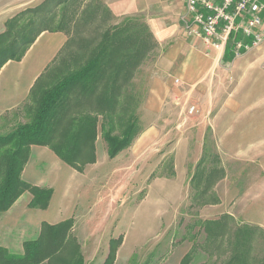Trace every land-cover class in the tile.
Here are the masks:
<instances>
[{
    "label": "rangeland",
    "instance_id": "1",
    "mask_svg": "<svg viewBox=\"0 0 264 264\" xmlns=\"http://www.w3.org/2000/svg\"><path fill=\"white\" fill-rule=\"evenodd\" d=\"M54 1L49 0L44 11L55 12V19L44 26L57 27L63 12L68 40L23 105L0 122V136L30 122L27 108L37 107L34 100L41 99L44 90L68 70H76L92 54L104 31L133 20L151 32L140 17H127L113 25L106 11L97 8L98 14L94 13L87 0H68L55 9ZM37 6L41 2L23 10ZM184 14L185 6L176 19L178 39L158 41L151 32L157 45L129 85L139 101L135 113L138 134L156 130L155 141L141 152L123 155L125 148L110 156L98 127L93 159L81 170L52 150L61 166L49 167L52 160L44 156L37 172L52 187L25 181L22 170L23 181L51 190L49 212L66 217L53 224L33 217L28 224L16 226L11 218L1 217L10 206L0 212V244L8 245L0 248L23 255L26 243L42 236L45 256L39 264H101L110 251L109 241L120 238L112 264H179L191 249L189 264H225L235 247L234 230L247 226L252 228L250 244L245 247L247 259L250 264H264V41L233 56L227 51L220 55L200 38L186 35ZM213 156L218 159L212 160ZM199 163L206 174L212 164L224 173L207 192H202V181L191 180ZM70 189L73 196L67 205ZM22 194L18 206L24 207V200L30 202L32 195ZM29 202L24 208L34 215L41 208ZM61 204H66L64 211L58 209ZM20 213L17 210L13 218L16 222ZM223 214L232 217L227 221L231 230L207 242L201 222ZM66 220L71 222L68 231L51 228L41 234L42 223L55 226ZM10 228L16 231L13 236Z\"/></svg>",
    "mask_w": 264,
    "mask_h": 264
},
{
    "label": "trees",
    "instance_id": "2",
    "mask_svg": "<svg viewBox=\"0 0 264 264\" xmlns=\"http://www.w3.org/2000/svg\"><path fill=\"white\" fill-rule=\"evenodd\" d=\"M48 1L44 0L41 6L23 10L6 21V29L0 33V68L9 60H20L41 31H67L62 26L63 12L57 27L44 26L56 16L54 11V14L51 10L44 11L49 8ZM55 1L54 9L68 0ZM235 39H241V36L230 34L224 47V51L232 56L236 52ZM156 45L147 26L133 20L104 31L92 54L76 70H68L50 89L44 90L41 99L34 100L37 107L27 108L31 110L30 122L17 125L8 134L0 136V212L7 210L24 191L32 195L29 206L44 209L48 205L51 190L28 184L20 177L32 145L49 148L67 164L81 170L85 162L93 159L92 143L98 127L110 156L132 144L139 133L135 125L139 101L134 99L129 85L139 65ZM217 159L216 156L212 158ZM212 165L214 167L206 174L200 170L202 165L199 163L192 176L191 180L202 181V192H207L224 174L219 165ZM202 201L205 204L207 198ZM229 220L232 217L223 214L217 219L202 221L207 242L224 237ZM42 227L41 234L51 228L68 231L71 222L66 220L55 226L42 223ZM233 235L235 247L230 249L225 264H250L245 247L250 244L252 228H237ZM42 238L39 236L27 242L23 255H11L0 248V264H39L45 256ZM119 242L120 238L109 241L110 251L101 264L113 263ZM193 251L185 253L179 264H189Z\"/></svg>",
    "mask_w": 264,
    "mask_h": 264
},
{
    "label": "crops",
    "instance_id": "3",
    "mask_svg": "<svg viewBox=\"0 0 264 264\" xmlns=\"http://www.w3.org/2000/svg\"><path fill=\"white\" fill-rule=\"evenodd\" d=\"M43 1L44 0H5L1 2L0 33L4 30L5 21L7 19L24 8L34 6ZM95 3L96 6L93 5ZM87 5H92V10L96 14H98V10H101L102 13L106 11L109 16H111L108 21H111L113 25L118 24L127 17H140L149 25L155 39L160 41L166 40L167 38L178 39L179 31L177 30L178 25L176 24V19L178 14H180V10L184 9L185 3L184 0H87ZM164 15L169 20H166ZM97 17L95 19H97ZM262 17L264 21V13ZM96 22L98 23L99 21L97 20ZM92 23H94V21H92ZM67 40V31L64 29L43 30L36 36L19 61L9 60L2 65L0 68V122L6 120L9 114L15 113V111L23 105L29 93L33 87H35V84L38 85L39 82L45 78V71L57 58ZM149 97V99H151V95ZM156 136V130L151 128L142 131L134 139L132 145L121 154L127 155L129 152H141L146 149L145 147L151 146ZM30 151L29 160H27V164L23 167L22 178L39 187H52V184L48 180L41 179V171L37 172L41 169V160L44 156H47L49 160H52L48 161V166L52 168L60 167L61 163L50 152L51 150L45 146L32 145ZM68 193L67 205L69 204L71 196H73L71 189L68 190ZM22 196L23 194L1 217L6 215V217L13 220L12 222L15 223L16 226L18 224H28L33 217L37 218L38 221H46L50 224L57 223L66 217V215L62 216L58 213L51 214V212H49L51 206H48L45 210L37 209L34 211L33 215L29 210L24 208L29 201L24 200V207L18 206L21 202L20 200L24 198ZM65 208L66 204L58 206V209L62 211H64ZM17 210L21 211L20 218L17 220L18 223L16 219H13L15 214H17ZM1 217L0 220H2ZM9 231L12 236L13 233H16L14 228H10ZM107 235H109V231ZM0 246L7 248L8 245L0 244ZM15 253H21V251Z\"/></svg>",
    "mask_w": 264,
    "mask_h": 264
},
{
    "label": "built area",
    "instance_id": "4",
    "mask_svg": "<svg viewBox=\"0 0 264 264\" xmlns=\"http://www.w3.org/2000/svg\"><path fill=\"white\" fill-rule=\"evenodd\" d=\"M184 3L187 35L200 38L220 54L230 34L241 36L234 42L236 54L264 41V0H184Z\"/></svg>",
    "mask_w": 264,
    "mask_h": 264
}]
</instances>
